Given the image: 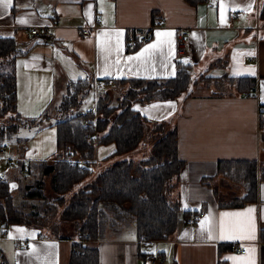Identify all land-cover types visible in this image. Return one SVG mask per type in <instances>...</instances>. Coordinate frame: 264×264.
Wrapping results in <instances>:
<instances>
[{"label":"crops","instance_id":"0c3cea01","mask_svg":"<svg viewBox=\"0 0 264 264\" xmlns=\"http://www.w3.org/2000/svg\"><path fill=\"white\" fill-rule=\"evenodd\" d=\"M263 1L203 0L193 5L186 0H11L7 8L0 3V38L36 44L15 64L17 107L27 119L45 116L54 99L56 108L71 81L90 78L99 89L109 79L114 86L121 79L174 77L176 38L181 30L189 32L194 47L191 59L182 62L190 66L193 77H250L256 84L254 94L235 89L215 94L194 85L191 95L176 100L134 104L133 109L150 121H165L178 130V155L184 166L172 197L179 198L184 215L179 233L167 240L140 239L133 226L130 236H122L121 231L114 237L86 242L98 248L100 264H148L151 253L158 254L164 264H264L260 237L264 231V181L258 182L257 198L242 206L220 205L215 194V186L224 201L241 193L237 195L239 188L217 175L220 161L264 163V115L260 112L264 107V24L259 19ZM234 12L240 13L238 18L233 17ZM43 27L51 32L50 38L30 34L31 29ZM83 30L89 34L83 35ZM142 31L149 40L130 50L128 44L138 40ZM158 32L162 35L157 36ZM149 45L156 47L139 59H128L139 56ZM47 122L30 127L35 132L33 140L30 146L19 144L17 155H7L9 146L4 145L1 172L4 164L11 169L17 161L53 159L56 126ZM46 128L51 131L45 132ZM48 138L54 144L47 149L44 141ZM95 150L94 162L100 163L116 147L98 145ZM9 158L14 162L9 163ZM190 212L201 214L195 224L185 221ZM236 213L243 215H231ZM222 223L227 238H220ZM249 231L254 239L244 238ZM77 241L25 224L0 226V250L9 264H69ZM232 243L246 253L233 252Z\"/></svg>","mask_w":264,"mask_h":264},{"label":"trees","instance_id":"16d2710c","mask_svg":"<svg viewBox=\"0 0 264 264\" xmlns=\"http://www.w3.org/2000/svg\"><path fill=\"white\" fill-rule=\"evenodd\" d=\"M186 1L195 5L203 0ZM259 19L264 24V1ZM35 45L19 43L14 38H0V150L7 139L14 135L20 138L19 129L50 121L48 115L28 120L17 107L15 64ZM176 64L177 73L172 78L121 79L116 82V87L122 96L115 102L110 90H105L97 97L95 112L82 109L93 80L71 81L54 111L57 151L53 159L19 161L18 170L25 168L29 179L15 189L11 188L8 179L0 177V226L25 224L44 232L47 230L48 235L68 239L70 237L57 236L53 221V208H57L54 205L62 206L61 219L74 223L79 240L72 245L69 264H100L98 248L85 243L102 240L109 231L118 234L129 224L136 228L138 237L146 241L167 240L178 234L184 215L179 198L172 197L184 166L178 155V130L165 121H150L133 109L134 104L176 100L182 95H191L190 89L194 85L214 89L215 94H219L216 92L218 87L254 94L256 84L250 77L205 74L193 77L189 65L179 60ZM147 139L150 140L148 144L145 143ZM108 144L115 145L113 155L119 156L130 154L143 145L150 147L141 160H118L99 172L91 182L78 187L93 174L96 147ZM217 175L231 186H237L240 190L237 195L241 192L238 197L234 195L224 201L215 186L219 204L242 206L257 198L258 182L264 181V163L220 161ZM49 178L55 194L51 197L44 193ZM17 193L21 198L18 203ZM30 201L39 203L30 204ZM260 237L264 242V231ZM0 264H9L1 250ZM218 264L227 263L220 261Z\"/></svg>","mask_w":264,"mask_h":264},{"label":"rangeland","instance_id":"374dc122","mask_svg":"<svg viewBox=\"0 0 264 264\" xmlns=\"http://www.w3.org/2000/svg\"><path fill=\"white\" fill-rule=\"evenodd\" d=\"M218 88H220V89H218L216 91L217 93H219V94L223 93V92L228 93V89H226L225 87L224 88L223 87H218ZM105 90H110L109 92L111 93V95L114 98L115 102L117 101L118 98H120L122 96L121 91L116 87V85L113 86V85L105 84L103 87H100L99 89H96V86L93 85L91 91L89 92V94L86 96V98L83 101L82 109L84 111H88V112H90V111L95 112L96 111L97 97L102 92H104ZM111 90H113L114 93ZM211 90L214 91V89H211ZM47 103H50V102L48 101ZM57 103L58 102H56V99H54V101L51 104V105H53V106H51L52 109L49 108V111L46 114L50 118V121L47 122V124H53V122H54V120L56 118V113L54 112L55 111L54 107L57 105ZM42 117L43 116H40V117H37V118L34 117V118H31V119H39V118H42ZM31 119H28V120H31ZM44 122H46V120ZM48 126H50V125H48ZM24 128L19 129V134L18 135L23 137V138H26L28 140L25 141L23 139L18 138L15 135L12 136L11 138L7 139L6 142H5V145L9 146L8 147L9 151H8L7 155L12 156V155H15L17 152L19 153V150H17V147L19 146V144L20 145L21 144H27V145L30 146V144H31V142L33 140V137L35 135V132L30 127H27L26 129H24ZM50 131L51 130L49 128L45 129V132H50ZM48 136H49V134H48ZM18 141H21L22 143H19ZM44 143H45V146H46L47 149L54 144V142H51L50 138L45 139ZM145 143H147V144L150 143V140L147 139ZM149 147L150 146L143 145L140 148H138V149L134 150L133 152H131L130 154L120 155V156L119 155H112L110 157H107V158L101 160L100 163L98 162V163H96L94 165L92 176L89 177L88 179L84 180L81 184H79L78 187H81V186L91 182L94 179V177L99 172H101L102 170L110 167L113 163H115L118 160H121L123 158L134 160V161L141 160L142 158L145 157V155H147ZM15 150L17 151L16 153H15ZM108 159L112 160L111 163L106 161ZM7 161L9 163L10 162H14V160H12V158L7 159ZM18 163H19V161H17L15 163V165L13 166V168H11V169L8 168V166H9L8 164L7 165L4 164V167H2V172L0 171V177H2L4 179H8V180H10L12 182V186L10 185L12 189H15L16 187H19L21 183L22 184H26L28 182V179H29L28 177H26L27 174L21 173L20 170H18L19 169V167H18L19 164ZM13 185H15V187H13ZM44 193H45L46 196H49V197L55 195L53 193L52 189H51L50 178L48 180H46V182H45V191H44ZM16 196H18V193L16 194ZM20 200H21V198L18 196L16 198V202L18 203V202H20ZM30 202H31L30 204L39 203L37 201H30ZM54 206L57 207V208H53V210L55 212V217L53 218V221L55 222V227L58 230V235L57 236L70 237V238L76 237V229L74 227V223L68 222V221L65 222V221H62V219H61V214H62V211L64 210V208L62 206H59V205H54ZM41 232L43 233L44 231H41ZM133 232H134V227H133L132 224H129L128 226H126L123 229L122 236H130L131 234H133ZM119 234L120 233H118V235ZM115 235H117V234L109 231V232L106 233L105 237L109 238L110 236L114 237Z\"/></svg>","mask_w":264,"mask_h":264},{"label":"built area","instance_id":"2783aa9c","mask_svg":"<svg viewBox=\"0 0 264 264\" xmlns=\"http://www.w3.org/2000/svg\"><path fill=\"white\" fill-rule=\"evenodd\" d=\"M208 1V0H205ZM240 15L239 12H234L233 17L234 18H238ZM102 18V16H98V20H100ZM88 30H83L82 34L83 35H87ZM30 34L37 37V38H41V39H48L51 37V32L49 31L48 28H36V29H31L30 30ZM149 40V36L147 34L146 31H142V33H140V36L138 37V40L135 41H131L128 44V48L130 50L135 49L140 43H145ZM194 52V47L190 41V37H189V32L185 31V30H181L178 34H177V38H176V54H177V59L178 60H182L181 62H185V61H189L193 55ZM114 80L113 79H109L108 80V84H113ZM248 94V93H245ZM261 114L264 115V107H261L260 110ZM6 146H3L2 150L5 151ZM14 165V164H13ZM21 173H25L26 169L23 168L20 170ZM201 214L198 212H190L186 218L185 221L188 224H195L198 219L200 218ZM78 242V241H77ZM230 249L233 252L236 253H240V254H244L246 253V249L240 248L239 245L237 243H232L230 244ZM81 252V251H80ZM148 264H164V261L158 256V254L156 253H151L148 256Z\"/></svg>","mask_w":264,"mask_h":264},{"label":"snow or ice","instance_id":"6c2138e0","mask_svg":"<svg viewBox=\"0 0 264 264\" xmlns=\"http://www.w3.org/2000/svg\"><path fill=\"white\" fill-rule=\"evenodd\" d=\"M0 3H2L3 4V6L5 7V8H7L8 6H9V4L11 3V0H0ZM19 22H21V23H25L26 21H24V20H21V21H19ZM156 35L157 36H160V35H162L161 33H156ZM164 35H168V36H171L172 34L171 33H165ZM156 47V45H149L147 48H145L140 54H139V56H137V57H128V59L129 60H133V59H139L140 57H142V56H144L145 55V53H148L149 52V49H153V48H155ZM185 63H187V61H185ZM13 187H15V185H13ZM251 211H253L252 209H249V212H251ZM224 215H229V214H224ZM231 215H243V214H241V213H236V214H231ZM206 221H202V223H205ZM248 227L249 228H251L252 227V225H251V222H249V225H248ZM220 238H227V237H225V235H224V225H223V223L221 224V237ZM244 238H247V239H254L255 237H254V235L252 234V232L251 231H249L248 232V234L246 235V237H244ZM249 251H252V249H249Z\"/></svg>","mask_w":264,"mask_h":264}]
</instances>
